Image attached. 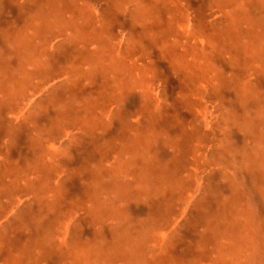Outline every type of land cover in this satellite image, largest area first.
<instances>
[{
	"label": "rangeland",
	"instance_id": "rangeland-1",
	"mask_svg": "<svg viewBox=\"0 0 264 264\" xmlns=\"http://www.w3.org/2000/svg\"><path fill=\"white\" fill-rule=\"evenodd\" d=\"M0 264H264V0H0Z\"/></svg>",
	"mask_w": 264,
	"mask_h": 264
},
{
	"label": "bare ground",
	"instance_id": "bare-ground-1",
	"mask_svg": "<svg viewBox=\"0 0 264 264\" xmlns=\"http://www.w3.org/2000/svg\"><path fill=\"white\" fill-rule=\"evenodd\" d=\"M92 60V59H91ZM67 229V228H66Z\"/></svg>",
	"mask_w": 264,
	"mask_h": 264
}]
</instances>
